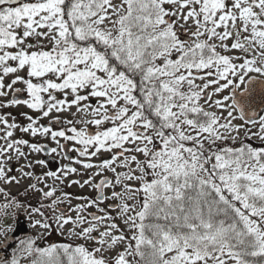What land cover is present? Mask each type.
Listing matches in <instances>:
<instances>
[{
	"label": "snow or ice",
	"instance_id": "1",
	"mask_svg": "<svg viewBox=\"0 0 264 264\" xmlns=\"http://www.w3.org/2000/svg\"><path fill=\"white\" fill-rule=\"evenodd\" d=\"M233 51L241 55L223 54ZM249 73L264 76V0H0V97L12 93L7 103L0 100V107L22 104L50 123L74 124L53 116L73 107V116L91 110L93 117L75 121L83 128L53 131L37 126L31 115L24 114L26 126L0 116L5 126L0 182L20 183L14 173L15 162L28 155L22 145L34 153L45 150L13 139L17 128L32 136L50 134L57 145L53 153L64 148L58 137L79 145L73 150L80 156L111 152L99 164L83 167L99 169L94 176L111 171L114 182L105 178L93 184L89 178L71 183L98 190L88 207L119 200L108 207L119 209L131 232L126 236L105 208L98 209L103 215L91 214V220L62 214L55 217L59 227L71 224L73 235L96 246L38 248L33 240H22L20 255L36 254L31 264H264V146L213 147L216 141L235 140L232 133L239 134L245 125L258 126L255 132L245 127L246 138L264 142V114L247 113L236 99V89ZM226 89L231 95L213 101ZM21 92L29 98H17ZM245 93L250 94L248 89ZM202 100L227 109L223 123ZM229 100L230 105L224 103ZM236 110L244 125L232 123ZM105 124L111 126L102 128ZM87 125L97 130L91 133ZM19 171L32 176L23 167ZM67 172L77 169L67 167ZM46 176L61 179L53 171ZM126 181L140 184L132 187ZM117 185L122 191L114 190ZM106 187L113 189L110 197ZM31 188L45 198L56 193L55 187ZM137 194L142 197L138 205L127 203ZM59 202L57 197L50 207L55 210ZM32 211L44 216L39 208ZM46 221L35 220L33 226L48 229ZM13 230L6 225L0 232V249L9 246L12 238L6 233ZM0 264L21 261L14 252L10 261L0 258Z\"/></svg>",
	"mask_w": 264,
	"mask_h": 264
},
{
	"label": "rangeland",
	"instance_id": "2",
	"mask_svg": "<svg viewBox=\"0 0 264 264\" xmlns=\"http://www.w3.org/2000/svg\"><path fill=\"white\" fill-rule=\"evenodd\" d=\"M223 52V50H220ZM223 54H227V55H232V56H240L241 53H239L238 51H233V52H229V53H223ZM236 63H241V60H236ZM23 74V73H21ZM252 76H262L258 73H249L248 76L245 77V81L247 80V78L252 77ZM264 77V76H262ZM11 77L6 78V81L9 80ZM238 82V81H237ZM197 83H201V81H197ZM17 87H21L23 88L24 86L22 84H18L16 85ZM243 84L240 85V87L238 88V90L242 89ZM214 88V86H213ZM212 89H209V91H211ZM25 94V96L27 97V99L29 98L26 92H23ZM60 95V94H58ZM225 95H231V90L230 89H226L224 92L222 93H218L216 95L213 96V101L216 99H223V97ZM11 96L12 93L10 92L8 94L7 97H0V100H3L5 103H7L8 101L11 100ZM91 103H95V100L90 101ZM227 105H230L232 103L231 100L229 101H225L224 102ZM201 104L205 107L206 110L209 111H215L217 113V115L221 116V122L223 123V117L227 116V109L226 108H216L214 105L212 107H209L208 104H204L203 100L201 101ZM3 109V108H2ZM2 109H0V116H5L8 119L9 123H16L18 125L21 126H26L29 121L26 118V115H31L34 118L38 119V125H46L50 123V118L47 117H41L40 113L35 112L32 109L27 108L25 105H14L11 107H5L6 112H4ZM76 112L75 107H73L71 110H69L68 112H64V113H53V116H59L61 121H67L69 119L74 121V124H68V123H63L64 124V129L63 130H67L69 128H71L72 126H75L77 128H83L85 127V125L83 124H79V123H75V121L77 119L83 118L85 120L88 119H92L93 117L91 116L90 112L91 110H89L88 114H84V113H76L75 116H73L72 114ZM233 115L237 117V119L233 120L232 123L233 124H237V125H244V122L242 120H240L238 117V113L237 111L233 112ZM111 126L110 124H105L103 126H101L102 128L105 127H109ZM245 127L248 128H252V131H257L258 130V126H254V125H245ZM245 127H242L240 129L239 134L237 133H232L233 136H236L237 138L235 140L232 139H227L224 140L227 143H231V144H235L238 145L240 144L245 137ZM4 128L5 126L0 123V136L4 135ZM57 131L60 130V128H56ZM96 126L95 125H87V131L94 133L96 131ZM221 131L223 132V130L221 129ZM68 135H71L70 132L67 133ZM253 140H255L258 143H263L260 139H258L256 136H251ZM13 139H26L29 141V143H38V144H45V145H50L51 147H57L55 141H53L51 139L50 134L48 136H41V135H37V136H32L30 133H22L19 128H17L16 130H14V135L12 137ZM60 140V143H67L71 146V148H77L80 147L79 145H76L73 141H65L63 138H57ZM249 139V138H247ZM208 142V141H207ZM0 143H3L2 140H0ZM23 146V145H22ZM21 146V148H22ZM58 149V148H57ZM113 151H117V150H113ZM134 153H125V155H132ZM112 156L111 152H101L100 154H98L97 156H92V157H87V156H80L78 155L76 158V161L79 160L81 161V163H76L74 164V167L77 169L76 173H71V172H67V170H65L63 168V172L61 173V179L60 180H56L54 178H47V182L43 187L44 191H48L50 190L52 187L56 188V193L55 195L52 197V201L54 199H56L57 197L60 198L61 202L57 203L55 205V209L56 207H63L66 206L69 210H71V217L73 219H75V217L77 215L83 216L84 218H86L87 220H91V218L88 216V214L90 212L93 211V209H95V206H91L88 207L87 205L90 203V200H94L96 197V189L94 187H92L91 185H85L83 188H81L79 185L77 184H72L71 182L73 180H79L81 183H83L84 180L91 178L92 179V183L96 184L103 176H108V178L110 180H115V173L111 172V171H102L101 174L99 176H94L93 174L97 171H100L97 168H92V169H85L83 167V163H93V164H99L103 159H108ZM138 158L143 159L142 156H139ZM36 160H40V157L37 153H35V162ZM19 165H24V160L23 158H19L18 160ZM37 164V163H36ZM117 164H119V161H117ZM38 165V164H37ZM40 165V164H39ZM115 166V165H114ZM132 168H135V164L131 165ZM63 167V165H62ZM45 168H43L42 166L39 167V170H41L42 172H46L47 170H44ZM117 171L119 172H126L128 171L127 168H122V167H118ZM65 172H67V175H65ZM137 175L139 174L138 172L136 173ZM31 181L28 180L25 183H21L20 188H24L26 187ZM126 183H128L129 185H131L132 187H138L140 182L139 181H126ZM116 190H120L122 191V186L121 185H117L114 189ZM113 189L111 188L108 193L107 196H111ZM40 194V193H38ZM65 194H72L73 196H77V197H87L88 199H81V200H73L70 199L68 197H65ZM141 195L137 194V198L136 200H127V203L131 204H138L139 200L141 199ZM51 201V203H52ZM116 203H120V201H116ZM40 205H43V203L39 202L36 203V208H40ZM78 205H85L86 207L84 208V210L82 212L78 211L77 206ZM93 213V212H92ZM110 215H112L113 217L116 218L115 222L122 228L124 229L125 235L129 236L130 235V231L127 229V227L123 224V221L121 219V217L119 216V210L117 212H108ZM32 216L30 217L31 220L29 222V226L30 227V232H32L36 237L37 240L34 242V247H38V248H47L50 247L51 245H62V244H70L73 247L77 246V245H81L83 244L86 247L92 248L95 247V241H86L83 238L77 237L76 235H73L70 231V229L72 228V225H64L63 228L59 227L56 223L55 217H57L55 210H53L52 208V212L50 214V218L47 219V223H49L51 225L50 228L48 229H44L43 227L40 226H33V223L35 220H44L42 218V216L39 215V213L37 212H32ZM4 220V219H3ZM6 220H10L5 218ZM111 221H109L110 223ZM84 227L87 226V224L82 225ZM77 231H79V228L76 229ZM6 235L8 236L9 234L6 233ZM3 239V235H0V239ZM118 250H122V246H118ZM36 257V254H33L32 256H30L29 258H25L22 259L24 260L25 263H27L31 257Z\"/></svg>",
	"mask_w": 264,
	"mask_h": 264
},
{
	"label": "flooded vegetation",
	"instance_id": "3",
	"mask_svg": "<svg viewBox=\"0 0 264 264\" xmlns=\"http://www.w3.org/2000/svg\"><path fill=\"white\" fill-rule=\"evenodd\" d=\"M252 77L264 80V77L262 76H252ZM249 78H247V80L243 84L242 89H240L239 91H242L245 89V86ZM56 128H57V125L53 124L52 130L57 131ZM64 144H67V143H63L62 145ZM41 145H45V144H41ZM21 149L25 151L28 155H27V158L22 157L24 160V165L20 166L18 161L15 162V167L18 169V171H16L14 174L18 178H20V183L19 184H5L3 182H0V206L8 205L6 209L0 207V211L6 213L5 215H0V232L4 230L6 225H12L14 230L7 232L9 234L8 237H11L12 239L19 238V240L11 242L7 248L0 249V258H4L8 260L9 258H12L13 253L15 252V254L20 258V261L22 264L24 263V260L22 259L29 258L30 256L26 254L23 256L20 255L19 250L23 247V245L20 244V241L33 240L35 242L37 240V237L32 232H30V227L32 226H29V222L31 220L30 217L33 215L32 210L36 208V203H39V202L43 203V205H40V208H41L40 212L44 214V216L42 217L43 219L44 217H47L48 219L50 218V214L53 208V207H50V205L52 204L51 201L53 198L52 197L45 198L42 192L32 189L31 185L35 184L36 189H43L44 185L47 182V178L56 179L55 177L46 176V173L49 171L56 172L60 177H62L61 173L63 172V168L67 170V167H74V164L77 159L76 157L79 155V153L74 151L73 148H71L69 154H65L63 152V148H58L57 152L55 153L51 152L48 157L43 152H39L37 154L39 155L40 160L45 161V164L37 165L35 162V153L32 152L31 149L26 146H22ZM29 162H31V165H32L31 167L28 166ZM40 166L45 168L44 170H47V171L42 172L41 170H39ZM21 167H23V170L25 172H31L32 176L30 177L23 176L22 173L19 171ZM36 177H40L41 179L38 181ZM105 178L110 180L108 176H103L100 180L105 179ZM28 180H30L31 182L26 187L21 189L20 188L21 183H25ZM99 181L97 183H99ZM110 189L111 187H106L104 189V193L106 196ZM116 191H120V190H116ZM97 194H98V190L96 189V197H97ZM67 197L70 199L76 200V201L81 200V199H77V196H73L72 194L68 195ZM116 201H119V200L108 199V200H104L103 202L97 205H92L93 207L95 206V209H93L92 212L95 214L103 215V213H100L98 211L99 208H105L107 212L109 211L117 212L119 210L118 208L114 209V208L108 207L111 204H118L116 203ZM63 209H65V211H63ZM55 212L57 214L56 216H60L63 214L65 217H67L71 215L72 211L69 210L66 206H63V207L59 206V207H56ZM92 212L88 214L90 218H91V214H93ZM5 218L6 219L11 218V221L10 220L5 221ZM0 240H2V238Z\"/></svg>",
	"mask_w": 264,
	"mask_h": 264
},
{
	"label": "water",
	"instance_id": "4",
	"mask_svg": "<svg viewBox=\"0 0 264 264\" xmlns=\"http://www.w3.org/2000/svg\"><path fill=\"white\" fill-rule=\"evenodd\" d=\"M246 89L249 90L250 94L245 93ZM236 93H237L236 99L239 100L241 103L245 104V110L247 113L250 114L252 111H255L258 114H264V80L259 79V78H255V80L251 84H249L247 82L244 90L239 91L238 89H236ZM17 98L27 99V97L25 96V94L23 92L17 94ZM11 99H12V96H11ZM236 111L239 115V111L238 110H236ZM257 119H258V117H257ZM53 124H56L57 128H60V130L64 129L63 123H49V124H46L44 126H50L52 128ZM42 146H44V149H45L42 152L48 157L51 153V147L48 145H42ZM70 150H71V146L69 144H64L63 152L65 154H69ZM98 194H99V192H98ZM63 211H65V209H63ZM93 214H95V213H93ZM97 215H99V214H97ZM18 240H19V238L18 239H12L11 242L18 241Z\"/></svg>",
	"mask_w": 264,
	"mask_h": 264
},
{
	"label": "trees",
	"instance_id": "5",
	"mask_svg": "<svg viewBox=\"0 0 264 264\" xmlns=\"http://www.w3.org/2000/svg\"><path fill=\"white\" fill-rule=\"evenodd\" d=\"M3 108V109H2ZM0 109H2L4 112H6V109L5 107H0ZM241 143H248V144H252L253 146H256V147H261V146H264V142L263 143H258L256 142L255 140L252 139V137H250L249 139H245L241 142ZM241 143L238 144V145H235V144H231V143H227L225 142L224 140L223 141H216V144L213 146L215 149H219L221 147H239L241 146ZM210 146V142H207L205 141V147L208 148ZM150 179V177H149ZM138 205V204H137ZM130 235H131V232H130ZM129 235V236H130ZM134 243V241H133ZM48 248V247H47ZM36 258L35 255L34 257H31V259L27 262V263H22V264H31V261ZM12 258H9L8 261H10Z\"/></svg>",
	"mask_w": 264,
	"mask_h": 264
}]
</instances>
